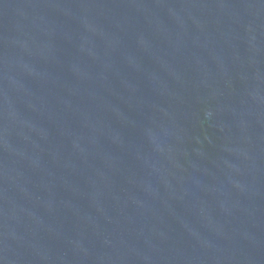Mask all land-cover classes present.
<instances>
[{"label": "water", "instance_id": "95a60500", "mask_svg": "<svg viewBox=\"0 0 264 264\" xmlns=\"http://www.w3.org/2000/svg\"><path fill=\"white\" fill-rule=\"evenodd\" d=\"M0 264H264V0H0Z\"/></svg>", "mask_w": 264, "mask_h": 264}]
</instances>
